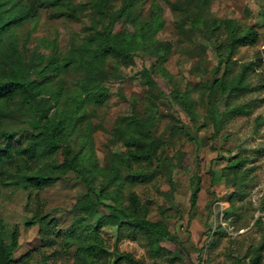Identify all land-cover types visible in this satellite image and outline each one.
<instances>
[{
  "label": "rangeland",
  "instance_id": "obj_1",
  "mask_svg": "<svg viewBox=\"0 0 264 264\" xmlns=\"http://www.w3.org/2000/svg\"><path fill=\"white\" fill-rule=\"evenodd\" d=\"M73 1L86 6L79 13V19L58 16L54 8L44 7L38 20L26 21L17 27L19 50L32 60L37 53L63 54L80 46L91 22L90 0ZM152 1L143 0L145 14ZM157 1L163 7L165 18V25L157 36L172 43L168 59L163 63L171 75L164 77L155 69L152 78L167 92L175 89L188 93L193 99L192 113L178 101L165 99L157 95L156 89H148L141 69L150 65V56L137 54L127 65H114L109 61L106 66L109 77L105 81L109 98L102 105H88L86 120L90 121L91 129L87 144L73 158L75 170L40 191L44 211L57 218L59 228H69L76 213L73 204L86 192L87 184L99 187L102 167L114 158L115 150L124 149L111 133L116 119L132 110L146 119L155 110L154 132L163 142L161 161L158 166L151 164L154 172L150 179L127 184L124 191L137 192L149 218L165 219L171 232L181 241V244L166 243L176 257L167 254L153 257L139 238L125 237L116 242L118 219L101 211L84 225V229L90 237L101 235L109 249L118 246L120 251L143 257L147 263L157 260L160 264H231L236 256H243L247 264L251 246L257 244L264 233V100H257L250 113L230 118L216 133L207 108L210 102L213 108L222 111L224 100L215 92L209 96L206 90V82L216 63L213 50L206 47V37L188 23L183 28L178 26L179 15L168 2L175 0ZM208 8L219 18H234L258 29L259 40L253 45L240 46L233 56L235 71L243 62L258 61L260 56L261 65L250 73V81L255 85L259 75L264 76V0H208ZM8 40L5 37V45ZM78 76L69 70L45 79L37 68L30 70L31 78L45 80L46 88L52 91L61 84L68 89ZM257 97H264V91H249L242 100ZM1 107L6 115H2L0 127L30 126L31 116L18 101ZM178 120L185 131L178 127ZM83 132L79 126L69 134L75 150L85 139ZM235 154L248 155L251 159L247 166L251 169L244 195L232 201L229 199L234 189L231 174L217 175L226 172L225 164ZM56 156L62 159L60 151ZM193 173L201 176L195 207L190 204ZM34 194L35 189L31 188L0 186V217L7 229L14 225L20 227V244L14 259L30 252L33 262L41 258L42 250L51 252L55 248L57 251L49 256L47 264H75L74 240L44 246L38 226L24 225V219L32 214L30 210L35 206Z\"/></svg>",
  "mask_w": 264,
  "mask_h": 264
},
{
  "label": "trees",
  "instance_id": "obj_2",
  "mask_svg": "<svg viewBox=\"0 0 264 264\" xmlns=\"http://www.w3.org/2000/svg\"><path fill=\"white\" fill-rule=\"evenodd\" d=\"M168 2L179 15L178 26L183 28L188 23L201 32L206 37V47L209 46L215 55L216 63L206 82V90L209 96L215 92L224 100L222 111L213 108L210 102L207 108L217 133L230 118L250 113L257 100H264V97L242 100L249 91H264L262 74L255 85L250 81V73L261 65L260 56L258 61L243 62L237 71L233 58L240 46L253 45L259 40V31L254 25L242 24L234 18L215 16L208 8V0ZM142 3L143 0H90L91 22L82 44L63 54L55 51L49 56L32 54L35 58L31 60L18 48L17 27L26 21L38 20L44 7L54 8L58 16L79 19V13L86 6L73 0H0V119L6 115L1 105L15 101L31 116L30 126L0 127V186L35 189V206L30 210L32 214L24 219V225L38 226L44 246L74 240L75 264H160L157 260L147 263L143 257L120 251L118 246L111 250L99 234L90 237L84 225L99 211L118 219L116 242L125 237L139 238L153 257L167 254L174 258L176 255L166 243L181 244L164 218L153 220L148 217L135 190L124 191L127 184L150 179L154 172L151 164L158 166L161 161L163 142L154 132L155 110L146 119L134 110L116 119L111 133L124 149L115 150L114 158L102 167L99 187L87 184L86 192L73 204L76 213L69 228H59L57 218L44 211L40 196L43 188L75 170L73 158L86 146L90 135L87 107L102 105L109 98L105 85L109 61L114 65H127L137 54L150 56V65L141 69L148 89H156L158 96L178 101L192 113L193 99L188 93L175 89L167 92L152 78L155 69L164 77L171 75L163 63L168 59L172 43L157 36L165 25L161 3L152 1L146 14ZM5 37L9 38L6 45ZM32 68H37L45 79L69 70L79 76L68 89L61 84L52 91L46 88L45 80L30 77ZM79 126L84 130L85 139L75 150L69 134ZM178 127L185 131L181 122ZM59 151L61 160L56 156ZM250 159L246 154L230 156L225 164L226 172L217 175L231 174L234 189L229 199L232 201L244 195ZM190 184V204L195 207L201 190V176L193 173ZM19 238L20 227L14 225L7 229L0 217V264H47L49 256L57 251L55 248L51 252L42 250L41 258L33 262L30 252L16 260L14 253L19 247ZM249 255L247 264H264V233L258 243L251 246ZM231 264L246 263L243 256H236Z\"/></svg>",
  "mask_w": 264,
  "mask_h": 264
}]
</instances>
